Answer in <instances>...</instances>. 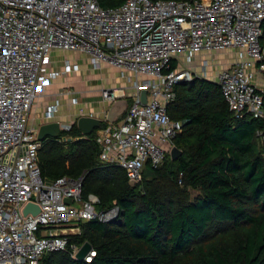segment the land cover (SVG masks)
Returning <instances> with one entry per match:
<instances>
[{"label":"built area","instance_id":"1","mask_svg":"<svg viewBox=\"0 0 264 264\" xmlns=\"http://www.w3.org/2000/svg\"><path fill=\"white\" fill-rule=\"evenodd\" d=\"M263 32L264 0H124L114 8L98 0H0V264H41L56 251L78 259L83 244H71L70 237L81 234L80 224L119 215L118 206L98 211L97 195L83 197V177L42 176V141L29 113L46 86L79 70L67 58L54 68L55 50L81 52L93 67L118 70L126 86L103 88L101 95L109 102L128 97L130 104L121 121L97 129L96 142L100 161L121 167L138 184L148 165L156 168L171 156L183 130L167 109L176 84L212 80L213 52L236 50L212 80L235 116L264 118ZM60 105L59 99L49 104L45 120ZM258 135L264 143V131ZM29 203L39 212L25 214ZM95 257L92 247L83 261Z\"/></svg>","mask_w":264,"mask_h":264},{"label":"trees","instance_id":"2","mask_svg":"<svg viewBox=\"0 0 264 264\" xmlns=\"http://www.w3.org/2000/svg\"><path fill=\"white\" fill-rule=\"evenodd\" d=\"M98 1L103 8L124 2ZM261 42L264 48V32ZM175 91L167 109L184 122L174 142L182 154L148 165L141 183L100 161L97 130L84 135L75 123L70 132L79 139L42 141L44 179L83 177L84 198L95 194L97 209L120 211L107 222L81 223V234L71 235V244L91 243L92 262L56 251L41 264H264V118L236 117L212 80L181 81Z\"/></svg>","mask_w":264,"mask_h":264},{"label":"crops","instance_id":"3","mask_svg":"<svg viewBox=\"0 0 264 264\" xmlns=\"http://www.w3.org/2000/svg\"><path fill=\"white\" fill-rule=\"evenodd\" d=\"M56 51L61 53L59 50H56ZM62 52H66V51H62ZM67 52H69V54H67L68 57L65 56V58L70 59L71 62L78 64L79 70L63 75L55 79L51 84L46 86L43 92H41V94L35 101L29 113V122L37 130L42 124L47 123V122H54V121H57L60 124H72V128H73V125L75 123L77 124V120L81 116H85V115L98 117L102 119L103 121L111 123L107 120V114H108V110L112 102L105 100L102 97L101 93H99L96 97H94L92 92L93 91L99 92L98 89L96 91L91 90L92 87H88L85 85V78L87 76H90L89 73L92 67L90 60H89V56L84 53L76 52V51H67ZM53 53H56V52H53ZM82 58L84 59V64L80 62ZM58 60H59L58 57L56 59L55 55L53 54V64L52 65L56 69H60L62 67L63 61L60 62ZM58 62H60L61 64L58 65L59 64ZM103 65L109 66L107 64H103ZM110 68H113V67H110ZM115 71L117 74L116 78H117L118 84L120 85L119 87H121V85L124 86L125 82L119 78L118 70L115 69ZM258 83L264 89V79L261 76L258 77ZM114 87H117V86H114ZM75 96L78 98L77 103H73V100H72V98ZM97 97L98 99L100 98L101 100L98 101L96 99ZM124 98L126 99L127 97H124ZM55 99H59L61 101L59 110L57 111L53 119L45 120L44 112L47 109L48 105L54 102ZM119 99H123V98H119ZM127 101H128L127 103V108H128L130 104V98H127ZM127 108L125 111H123L118 116L117 120L113 123H117L123 119V117L126 114ZM70 131L71 130L69 131L62 130L61 135L55 139H58L60 142H70V141L77 140L80 138V137H76L72 135Z\"/></svg>","mask_w":264,"mask_h":264},{"label":"water","instance_id":"4","mask_svg":"<svg viewBox=\"0 0 264 264\" xmlns=\"http://www.w3.org/2000/svg\"><path fill=\"white\" fill-rule=\"evenodd\" d=\"M141 96H142V101L144 103H146L147 102V90H143L141 93ZM127 103H128V101L125 98L117 99V100L113 101L109 110H108L107 120L111 123L115 122L117 120L118 116L123 111L126 110ZM102 121L103 120L98 118V117L85 115V116H81L77 120V126L84 135H89L101 126ZM61 133H62L61 124L59 122H57V121L47 122V123L42 124L39 127L38 139L43 141V140L50 138V137L58 138L61 135ZM181 154H182V151L176 146L171 151L172 159H177ZM130 183L132 185H135L134 181H130ZM65 202L67 204H70L71 199L66 198ZM29 212L36 214L39 212V207L32 204V203H29L26 205V207L24 209V213L27 214ZM91 248H92L91 243L85 242L77 254L78 260L83 261L85 255L91 250Z\"/></svg>","mask_w":264,"mask_h":264},{"label":"rangeland","instance_id":"5","mask_svg":"<svg viewBox=\"0 0 264 264\" xmlns=\"http://www.w3.org/2000/svg\"><path fill=\"white\" fill-rule=\"evenodd\" d=\"M61 53L57 52L56 50L53 53L57 59L58 57V61L62 62L64 61L66 58L65 56H67V54H69V52H62L61 50H59ZM210 59L213 60V68L211 70V74L210 77L212 80H216L217 77V73L219 71V69H221L222 67H224L226 64L232 62L234 59H236L237 53L235 49H226V50H222V51H216L213 52L212 55H209ZM68 57V56H67ZM83 59V58H82ZM81 59V63L84 64V59ZM58 62L60 65L61 63ZM89 66V65H88ZM89 70V68H88ZM90 76H87L85 78V85L88 87H92L91 90H97L99 92H92V94L94 95V97H96L99 93L102 92L103 88H113L114 86L119 87L120 85L118 84L117 81V74L115 69L110 68L109 66L106 65H101L100 67H91L90 69ZM122 86V85H121ZM126 86V84H125ZM128 91V89H127ZM128 98V97H127ZM126 98V99H127ZM98 101H100L101 99L98 97L96 98ZM169 155V154H168ZM167 155V156H168ZM197 193V191H193V195H195ZM98 211H100L99 209H97Z\"/></svg>","mask_w":264,"mask_h":264}]
</instances>
